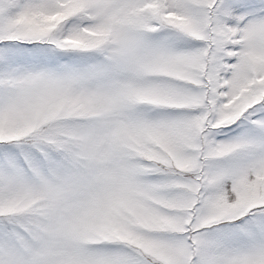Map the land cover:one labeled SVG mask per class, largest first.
I'll list each match as a JSON object with an SVG mask.
<instances>
[{
    "label": "snow or ice",
    "instance_id": "snow-or-ice-1",
    "mask_svg": "<svg viewBox=\"0 0 264 264\" xmlns=\"http://www.w3.org/2000/svg\"><path fill=\"white\" fill-rule=\"evenodd\" d=\"M0 264H264V0H0Z\"/></svg>",
    "mask_w": 264,
    "mask_h": 264
}]
</instances>
